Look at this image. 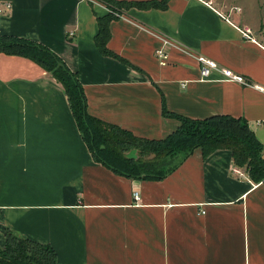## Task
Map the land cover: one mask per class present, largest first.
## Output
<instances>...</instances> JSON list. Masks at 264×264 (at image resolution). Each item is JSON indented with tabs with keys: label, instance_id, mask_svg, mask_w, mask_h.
Returning a JSON list of instances; mask_svg holds the SVG:
<instances>
[{
	"label": "crops",
	"instance_id": "crops-1",
	"mask_svg": "<svg viewBox=\"0 0 264 264\" xmlns=\"http://www.w3.org/2000/svg\"><path fill=\"white\" fill-rule=\"evenodd\" d=\"M263 2L129 5L109 22L115 53L107 54L95 38L98 16L111 11L105 0H0V34L56 51L79 71L88 111L138 135L176 130L181 120L166 107L194 118L243 116L264 144V91L218 71L200 79L201 65L184 50L264 86ZM232 4L241 9L228 19L215 10ZM233 167L228 147L203 155L197 146L163 179L117 173L93 157L65 86L31 57L0 53L2 244L10 228L52 244L56 264H264V182Z\"/></svg>",
	"mask_w": 264,
	"mask_h": 264
},
{
	"label": "trees",
	"instance_id": "trees-1",
	"mask_svg": "<svg viewBox=\"0 0 264 264\" xmlns=\"http://www.w3.org/2000/svg\"><path fill=\"white\" fill-rule=\"evenodd\" d=\"M105 1L111 11L98 16L100 28L95 38L98 47L107 54L115 53L108 47L109 22L122 14L123 7L167 5V0ZM0 52L31 57L65 86L70 108L93 157L117 173L132 178L163 179L178 168L195 147H201L202 154L207 155L225 146L231 150L236 168L244 166L253 182H264V144L243 116L221 113L194 118L164 107L165 113L180 118L177 129L161 138L141 136L90 113L79 71L72 69L61 55L44 43L25 36L0 34ZM134 149L137 151L133 152ZM5 238V243H0V264H56L57 251L52 244L10 228L6 230Z\"/></svg>",
	"mask_w": 264,
	"mask_h": 264
},
{
	"label": "built area",
	"instance_id": "built-area-1",
	"mask_svg": "<svg viewBox=\"0 0 264 264\" xmlns=\"http://www.w3.org/2000/svg\"><path fill=\"white\" fill-rule=\"evenodd\" d=\"M205 2L211 6L214 7V4L212 3V0H205ZM241 9V7L237 4H232V6H230L228 8L227 11H222L220 9H216L215 10L217 12H219V14H221V16H223L224 18L228 19L229 15L231 12H233V10L235 11H239ZM240 32L243 34V36L247 37V38H251V39H255V34L252 32L251 28L248 26H243V27H239ZM164 39V43L166 44H177L179 47H181V45H179L176 41L171 40L170 38L163 36ZM188 54H191L192 56H194L196 58V60L199 62V64L201 65L200 68V79H205V78H209L211 77L212 73L214 71H218L220 72V77L218 79H224V80H231V81H239L241 83L247 84V85H254L260 89H262L264 91V86H261L260 84H257L255 82L249 81L247 78H245V76L240 73L237 70H233V68L228 67V66H222L220 64H218L216 62L215 59L211 58L210 56L206 55L205 53H196L192 50H187ZM156 53L161 61V63H166L167 62V58H168V51L166 50V48L164 46H159L156 50ZM233 170H235V172L237 174H244L245 170L240 169L239 167H233ZM133 196H134V203L140 204L142 197H141V193L139 189H134L133 192Z\"/></svg>",
	"mask_w": 264,
	"mask_h": 264
},
{
	"label": "rangeland",
	"instance_id": "rangeland-1",
	"mask_svg": "<svg viewBox=\"0 0 264 264\" xmlns=\"http://www.w3.org/2000/svg\"><path fill=\"white\" fill-rule=\"evenodd\" d=\"M111 5H114V4L112 3ZM123 8H126V7H123ZM262 10L264 11V2H263V5H262ZM0 53H2V52H0ZM136 151H137V149H134L133 150V152H136ZM239 168L246 171V169L244 168V166H240Z\"/></svg>",
	"mask_w": 264,
	"mask_h": 264
}]
</instances>
